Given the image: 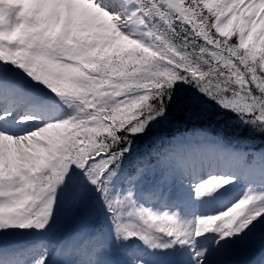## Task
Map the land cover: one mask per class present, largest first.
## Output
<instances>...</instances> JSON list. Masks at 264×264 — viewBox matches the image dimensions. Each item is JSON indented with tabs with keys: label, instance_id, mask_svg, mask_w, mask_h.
I'll return each mask as SVG.
<instances>
[{
	"label": "snow or ice",
	"instance_id": "6c2138e0",
	"mask_svg": "<svg viewBox=\"0 0 264 264\" xmlns=\"http://www.w3.org/2000/svg\"><path fill=\"white\" fill-rule=\"evenodd\" d=\"M0 264H264V0H0Z\"/></svg>",
	"mask_w": 264,
	"mask_h": 264
},
{
	"label": "rangeland",
	"instance_id": "374dc122",
	"mask_svg": "<svg viewBox=\"0 0 264 264\" xmlns=\"http://www.w3.org/2000/svg\"><path fill=\"white\" fill-rule=\"evenodd\" d=\"M257 252H258V249H257ZM254 256H255V253H248V254L237 255L234 257V259L237 261H246V260L254 259Z\"/></svg>",
	"mask_w": 264,
	"mask_h": 264
}]
</instances>
